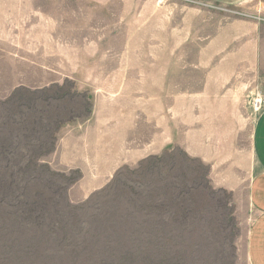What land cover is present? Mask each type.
<instances>
[{
  "label": "rangeland",
  "instance_id": "374dc122",
  "mask_svg": "<svg viewBox=\"0 0 264 264\" xmlns=\"http://www.w3.org/2000/svg\"><path fill=\"white\" fill-rule=\"evenodd\" d=\"M190 6L264 23L259 0H0V264H249L255 93L238 121L171 110L169 149L60 130L116 96L162 121L148 72Z\"/></svg>",
  "mask_w": 264,
  "mask_h": 264
},
{
  "label": "crops",
  "instance_id": "0c3cea01",
  "mask_svg": "<svg viewBox=\"0 0 264 264\" xmlns=\"http://www.w3.org/2000/svg\"><path fill=\"white\" fill-rule=\"evenodd\" d=\"M202 1L235 4L240 0ZM259 1L264 8V0ZM175 19L171 24L164 16L162 69L155 66L148 72L149 77L162 78L161 89L157 90L162 93V121H137L138 102L122 97L118 101L116 96L114 103L99 100L87 120L69 121L60 130L167 149L171 110L179 117L184 110H226L233 114L207 120L238 121L234 111L249 109L246 94L259 91L264 95V23L248 16L209 17L201 8L191 6L184 13L179 10ZM171 46L176 49L173 55ZM120 74H126L124 78L130 75ZM148 92H155L153 83H148ZM152 106L154 103L148 101L147 116L153 115ZM254 110L252 153L244 157L249 174L247 197L253 210L246 254L249 264H264V108ZM200 119L204 121V117ZM174 125H180V121Z\"/></svg>",
  "mask_w": 264,
  "mask_h": 264
},
{
  "label": "built area",
  "instance_id": "2783aa9c",
  "mask_svg": "<svg viewBox=\"0 0 264 264\" xmlns=\"http://www.w3.org/2000/svg\"><path fill=\"white\" fill-rule=\"evenodd\" d=\"M250 102L254 109H262L264 108V95L256 91Z\"/></svg>",
  "mask_w": 264,
  "mask_h": 264
}]
</instances>
